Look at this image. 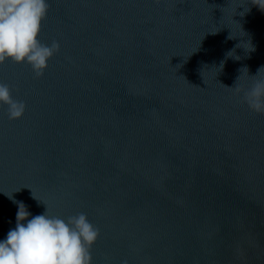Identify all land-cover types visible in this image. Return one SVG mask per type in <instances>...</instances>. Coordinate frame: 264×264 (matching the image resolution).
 <instances>
[{"label": "water", "instance_id": "95a60500", "mask_svg": "<svg viewBox=\"0 0 264 264\" xmlns=\"http://www.w3.org/2000/svg\"><path fill=\"white\" fill-rule=\"evenodd\" d=\"M47 2L38 39L59 51L43 75L0 64L26 105L15 120L0 105V239L13 197L33 216L86 214L91 264H264V113L243 101L264 80V11Z\"/></svg>", "mask_w": 264, "mask_h": 264}, {"label": "clouds", "instance_id": "9594fccd", "mask_svg": "<svg viewBox=\"0 0 264 264\" xmlns=\"http://www.w3.org/2000/svg\"><path fill=\"white\" fill-rule=\"evenodd\" d=\"M251 4L264 11V0H251ZM48 9L47 0H0V64L27 63L35 76L43 75L47 62L59 51L58 42L45 45L38 39ZM221 65L223 68V62ZM243 101L250 110L264 113V80L243 92ZM0 105L6 106L10 120L21 118L26 108L23 101L13 99L10 86L3 82ZM9 198L18 205V211L15 227L0 239V264H91L90 249L99 229L86 214L64 219L49 215L43 203L45 211L33 216L23 202Z\"/></svg>", "mask_w": 264, "mask_h": 264}]
</instances>
